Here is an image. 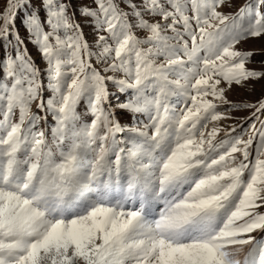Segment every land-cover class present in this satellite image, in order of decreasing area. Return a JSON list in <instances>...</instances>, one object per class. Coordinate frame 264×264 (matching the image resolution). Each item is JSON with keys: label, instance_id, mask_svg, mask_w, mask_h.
<instances>
[{"label": "snow or ice", "instance_id": "1", "mask_svg": "<svg viewBox=\"0 0 264 264\" xmlns=\"http://www.w3.org/2000/svg\"><path fill=\"white\" fill-rule=\"evenodd\" d=\"M28 2L0 14V264H264V100L247 139L205 131L229 118L222 81L264 77L235 47L264 35V0H93L94 49L40 0L23 24L43 70L14 23Z\"/></svg>", "mask_w": 264, "mask_h": 264}, {"label": "rangeland", "instance_id": "2", "mask_svg": "<svg viewBox=\"0 0 264 264\" xmlns=\"http://www.w3.org/2000/svg\"><path fill=\"white\" fill-rule=\"evenodd\" d=\"M64 2L69 6L68 12L69 15L74 14L75 22L79 23L84 38L87 40L90 46L95 45L96 35L94 32L93 24L90 22L91 18L85 17L81 14L83 8L82 6L87 5L91 8H95L93 0H64ZM250 0H231V6L223 9L225 13H234L242 8L245 4L249 3ZM8 7V0H0V14L4 13ZM121 7H125V4H121ZM16 12L15 15V27L19 30L21 39L24 40V43L27 47L28 53L31 56L32 60L35 62L36 66L41 70L46 68V63L42 59L41 55L37 50V45L29 41V34L26 30L23 21L30 14L31 11H39L41 21L45 19V12L40 7V0H29L28 4L25 7H22L17 12L16 9H13ZM45 30L48 29V25H44ZM141 37L144 36V33L141 31L138 33ZM237 50L252 52L253 55L249 57L246 68L250 70L264 72V35L260 37H248L244 40H241L236 46ZM8 54H13L10 46H6L3 42H0V59L5 58ZM92 63L95 67L99 68L100 65L96 63L93 58ZM45 87L47 86V78L44 77ZM110 91H115L111 83L109 82ZM221 87L225 88V96L231 104H219L218 111L224 113L227 119H222L220 121L208 122V127L205 131L210 130L212 127H219L221 132L217 136V140H222L227 138L225 132H229L231 136L242 135L243 138L247 139L250 125L255 123L257 128H260L259 120H264V112L259 113V120L256 119L252 114L255 112L254 107H243L245 104H251L258 107L259 102L264 100V77L261 78H249L248 81L243 82L241 85L233 83L229 87L225 82H221ZM50 90L45 92V97L50 96ZM211 98V97H209ZM174 103H182V100L173 98ZM232 105H237V107H232ZM33 111H36L35 104L32 105ZM86 117H89L88 113H85ZM18 118V112H17ZM90 118V117H89ZM141 121L146 122V117L141 115L139 116ZM121 123H129V121L121 120ZM47 125V127H46ZM51 116L49 115L47 122L41 124V128L47 130L52 127ZM235 128V132L230 130ZM259 144V136L257 134L254 139L253 145L251 146L249 159L254 162L257 156V146ZM247 178V173L245 174ZM260 211L264 212V208H261ZM257 236V239H264V233H253ZM243 254H241L242 258Z\"/></svg>", "mask_w": 264, "mask_h": 264}]
</instances>
